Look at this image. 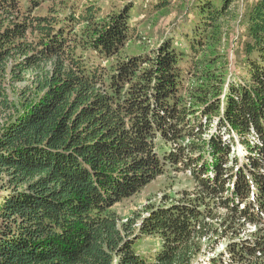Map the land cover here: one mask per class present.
<instances>
[{
  "label": "trees",
  "instance_id": "trees-1",
  "mask_svg": "<svg viewBox=\"0 0 264 264\" xmlns=\"http://www.w3.org/2000/svg\"><path fill=\"white\" fill-rule=\"evenodd\" d=\"M121 1L0 0V264H193L247 223L231 262L264 264V0ZM169 167L192 190L122 222L115 204Z\"/></svg>",
  "mask_w": 264,
  "mask_h": 264
},
{
  "label": "rangeland",
  "instance_id": "rangeland-1",
  "mask_svg": "<svg viewBox=\"0 0 264 264\" xmlns=\"http://www.w3.org/2000/svg\"><path fill=\"white\" fill-rule=\"evenodd\" d=\"M103 4H108L109 0H99ZM134 2V4L140 5L142 4L141 0H126L125 2ZM187 2H191L192 0H186ZM246 0H237L236 3L232 5V9L236 10L237 15L239 16L244 8ZM121 1L122 5L125 3ZM145 2V1H143ZM238 5V7H235ZM176 13H169V14H163L160 15V18L158 20V23L156 26H152L153 22L146 21L147 25L139 26L141 33H148L151 32V40L149 43L145 44V42H132L126 47L127 53H134V52H145L149 47L154 44L155 40L160 39L162 34H164L166 31H169L171 21L174 19ZM139 22L140 20L145 21L144 17L142 18V15H137L136 19H134V22ZM228 22L224 24L223 28L227 29L229 28V34L224 38V44L222 47L223 52L227 50L228 53L231 52L232 57V50L236 46V39L240 36L242 32L241 26L238 24V21L236 17L227 19ZM229 41V42H228ZM225 49V50H224ZM143 50V51H142ZM229 64H233V62H230ZM18 87H21L22 84L17 85ZM13 96L14 99L18 102V96L16 89H13ZM238 145V144H237ZM236 152L242 156L244 153H246L243 150V146L238 145ZM243 159V157H242ZM243 161V160H242ZM244 162V161H243ZM241 167V165H239ZM190 172L188 170L182 171V170H174L173 168H167L165 174L155 178L153 181L145 185L137 194L133 195L132 197H129L127 199H124L118 203L115 204L113 209L118 214L119 218L122 222H125L127 220H135L136 222H140L141 219L147 215L148 209L158 204L164 195L166 193L171 194L173 192H181L183 190H192L193 183L189 178ZM226 211L222 210V213L224 214ZM136 233H137V226L135 225ZM256 227L253 224H248L245 227V230L236 231L234 233H220L217 236H214L210 238V240H203L204 246L203 251L196 257V259L193 261V264H207L210 262L211 256H216L217 258H222V264H236L231 262L230 256L227 252V245L230 242L235 241L236 239H246L248 236L250 237V234H252V231H255ZM236 235V236H235ZM215 247V250L213 252H209V248ZM160 249V241L156 237H148V236H142L137 242V251L145 256H150L154 254L157 250ZM205 249V251H204ZM212 264V263H211Z\"/></svg>",
  "mask_w": 264,
  "mask_h": 264
}]
</instances>
